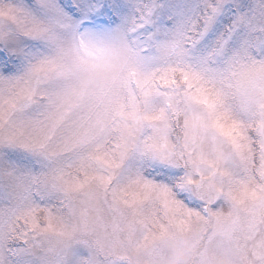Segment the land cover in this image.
Here are the masks:
<instances>
[{
  "label": "snow or ice",
  "instance_id": "obj_1",
  "mask_svg": "<svg viewBox=\"0 0 264 264\" xmlns=\"http://www.w3.org/2000/svg\"><path fill=\"white\" fill-rule=\"evenodd\" d=\"M174 228L264 264V0H0V264Z\"/></svg>",
  "mask_w": 264,
  "mask_h": 264
},
{
  "label": "clouds",
  "instance_id": "obj_2",
  "mask_svg": "<svg viewBox=\"0 0 264 264\" xmlns=\"http://www.w3.org/2000/svg\"><path fill=\"white\" fill-rule=\"evenodd\" d=\"M126 233L114 238L107 248L110 264H231L222 252L210 253L189 229L160 231L154 243L128 246Z\"/></svg>",
  "mask_w": 264,
  "mask_h": 264
},
{
  "label": "rangeland",
  "instance_id": "obj_3",
  "mask_svg": "<svg viewBox=\"0 0 264 264\" xmlns=\"http://www.w3.org/2000/svg\"><path fill=\"white\" fill-rule=\"evenodd\" d=\"M211 206L212 207H216L218 205L214 204V205H211ZM74 250L76 251V254L80 255V256H87L89 254V250L87 249V247L82 245V244L74 245Z\"/></svg>",
  "mask_w": 264,
  "mask_h": 264
}]
</instances>
